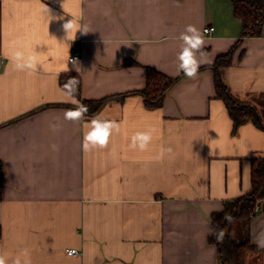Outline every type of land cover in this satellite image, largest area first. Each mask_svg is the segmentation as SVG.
Listing matches in <instances>:
<instances>
[{
	"label": "crops",
	"instance_id": "0c3cea01",
	"mask_svg": "<svg viewBox=\"0 0 264 264\" xmlns=\"http://www.w3.org/2000/svg\"><path fill=\"white\" fill-rule=\"evenodd\" d=\"M62 3L0 0V254L8 264L23 251L31 264H221L209 241L211 217L251 190L252 160L264 157V130L253 123L234 130L208 68L241 39L231 0ZM43 4L56 17L49 24ZM71 20L67 35L63 25ZM188 25L206 41L197 76L183 77L160 109L146 108L139 95L110 101L97 115L119 131L106 148L84 151V122L64 119L79 104L59 83L68 56L66 73L82 77L85 100L142 90L145 67L182 75L179 37ZM208 26L211 35L204 34ZM22 44L40 54L37 70L10 64L8 55ZM75 53L81 72L70 62ZM223 80L264 124V25L235 52ZM148 129L149 149H132L131 136ZM162 148L170 151L161 156ZM260 208L249 233L258 251L247 264H264L257 243L264 240V202ZM71 249L80 256H69Z\"/></svg>",
	"mask_w": 264,
	"mask_h": 264
},
{
	"label": "trees",
	"instance_id": "16d2710c",
	"mask_svg": "<svg viewBox=\"0 0 264 264\" xmlns=\"http://www.w3.org/2000/svg\"><path fill=\"white\" fill-rule=\"evenodd\" d=\"M234 16L241 20L242 36L231 51L215 58L213 64L208 66L215 74L216 98L221 100L234 122V130L240 126L253 123L257 128L264 130V124L258 109L247 102H242L234 97L229 87L223 80V71L232 67L234 54L242 46L246 39L260 37L264 25V0H231ZM245 50L241 51L243 56ZM125 65H138L136 62H125ZM146 87L142 90L128 92L116 96L106 97L100 100H85L82 96V77L78 73H64L60 77V87L66 83L69 77L79 80L74 98L79 104H84L89 111L86 118L97 115L102 108L112 100L123 101L131 95H139L143 98L146 108L155 110L163 107L165 99L172 89L185 77L183 74L172 78L153 68L145 67ZM65 91V90H64ZM66 92V91H65ZM252 187L244 196L225 204L224 211L215 213L211 217V234L209 241L215 244L221 264H247V258L258 248L250 239V224L257 217L255 209L264 202V157L252 160ZM3 190V168L0 163V200ZM226 214L231 221L225 219ZM223 231L222 239H218ZM1 237V229H0Z\"/></svg>",
	"mask_w": 264,
	"mask_h": 264
},
{
	"label": "clouds",
	"instance_id": "9594fccd",
	"mask_svg": "<svg viewBox=\"0 0 264 264\" xmlns=\"http://www.w3.org/2000/svg\"><path fill=\"white\" fill-rule=\"evenodd\" d=\"M65 0H63L62 8L64 6ZM64 9V8H63ZM42 14L47 18L48 24L50 21L55 19L51 14V10L43 4L41 8ZM67 32V35L74 31L73 21H69L63 25ZM78 31V29L76 30ZM83 33H88L85 30H79ZM179 39L183 42L181 50L177 55V72L176 75L181 73L188 78H195L201 67V64L205 61L198 59L204 56V48L206 46V41L204 35H202L200 29L194 25H188L184 32L181 33ZM8 60L12 65L13 69L16 71L24 72L29 70H37V66H41L40 54L36 52L35 49L30 48L27 44H22L15 48L8 55ZM69 56L65 66V73L69 71L68 68ZM73 68L77 72H81V66L78 60H71ZM79 80L75 77H69L66 83L63 84V90L70 97H73L77 91V86ZM89 109L84 104H78L77 107L73 109H67L64 112V119L73 122H84L85 131L83 132L82 148L84 151H90L92 149H103L106 148L110 143V138L112 137L114 131H119V125L113 121L103 118L101 115H94L90 119H86V114ZM56 130V126H53V131ZM153 140L152 130L137 131L131 136L130 147L132 149L138 150L140 152H145L149 149V146ZM53 151H57V147L52 145ZM169 149H161L160 155L163 156ZM225 219L231 221V217L226 214ZM223 231L220 232L218 239H222ZM258 247L264 248V240H258ZM76 250H69L68 255H75ZM0 264H8V258L0 254ZM14 264H31V260L28 257L27 251L21 252L14 261Z\"/></svg>",
	"mask_w": 264,
	"mask_h": 264
},
{
	"label": "built area",
	"instance_id": "2783aa9c",
	"mask_svg": "<svg viewBox=\"0 0 264 264\" xmlns=\"http://www.w3.org/2000/svg\"><path fill=\"white\" fill-rule=\"evenodd\" d=\"M215 31V28L213 26H208L204 29V34L205 35H211L213 32ZM80 60V54L79 53H75L71 58H70V62L71 60ZM260 205H257L256 209H255V215L258 216V214L260 213ZM69 253V251H68ZM73 257H79L80 256V252L78 250H76L75 255H72Z\"/></svg>",
	"mask_w": 264,
	"mask_h": 264
},
{
	"label": "rangeland",
	"instance_id": "374dc122",
	"mask_svg": "<svg viewBox=\"0 0 264 264\" xmlns=\"http://www.w3.org/2000/svg\"><path fill=\"white\" fill-rule=\"evenodd\" d=\"M239 49H240V47L237 50H239Z\"/></svg>",
	"mask_w": 264,
	"mask_h": 264
}]
</instances>
